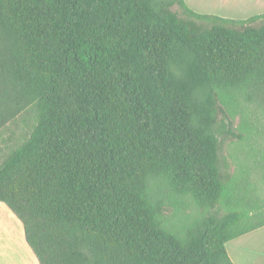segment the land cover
<instances>
[{
	"label": "trees",
	"instance_id": "1",
	"mask_svg": "<svg viewBox=\"0 0 264 264\" xmlns=\"http://www.w3.org/2000/svg\"><path fill=\"white\" fill-rule=\"evenodd\" d=\"M0 202L38 264H233L264 226V13L0 0Z\"/></svg>",
	"mask_w": 264,
	"mask_h": 264
},
{
	"label": "rangeland",
	"instance_id": "2",
	"mask_svg": "<svg viewBox=\"0 0 264 264\" xmlns=\"http://www.w3.org/2000/svg\"><path fill=\"white\" fill-rule=\"evenodd\" d=\"M200 3L203 9L213 8L218 16L233 19L264 13V0H201ZM28 117V121H22L25 126L31 123V112L25 116ZM6 217L1 215L4 222H9ZM225 247L235 264H264V226L229 241Z\"/></svg>",
	"mask_w": 264,
	"mask_h": 264
},
{
	"label": "crops",
	"instance_id": "3",
	"mask_svg": "<svg viewBox=\"0 0 264 264\" xmlns=\"http://www.w3.org/2000/svg\"><path fill=\"white\" fill-rule=\"evenodd\" d=\"M184 2L197 13L219 15L213 8L203 9L200 3L201 0H184ZM1 215L7 216L6 219L9 222H4L1 219ZM227 243H225V246ZM229 258L235 264L230 256ZM0 264H38L25 241L21 222L3 202H0Z\"/></svg>",
	"mask_w": 264,
	"mask_h": 264
}]
</instances>
